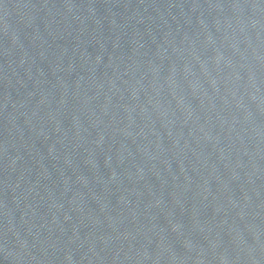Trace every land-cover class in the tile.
<instances>
[{"label":"water","instance_id":"95a60500","mask_svg":"<svg viewBox=\"0 0 264 264\" xmlns=\"http://www.w3.org/2000/svg\"><path fill=\"white\" fill-rule=\"evenodd\" d=\"M0 264H264V0H0Z\"/></svg>","mask_w":264,"mask_h":264}]
</instances>
